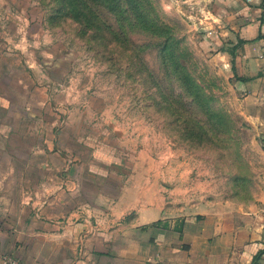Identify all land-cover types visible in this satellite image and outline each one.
Listing matches in <instances>:
<instances>
[{
	"label": "crops",
	"instance_id": "obj_1",
	"mask_svg": "<svg viewBox=\"0 0 264 264\" xmlns=\"http://www.w3.org/2000/svg\"><path fill=\"white\" fill-rule=\"evenodd\" d=\"M0 2V88L26 94L10 98V123L0 113V264H264V0L185 1L206 6L236 132L252 140L247 198L215 206L208 193L195 219L193 157L168 139L162 151L157 129L139 131L132 151L102 124L49 127L57 47L38 2Z\"/></svg>",
	"mask_w": 264,
	"mask_h": 264
},
{
	"label": "rangeland",
	"instance_id": "obj_2",
	"mask_svg": "<svg viewBox=\"0 0 264 264\" xmlns=\"http://www.w3.org/2000/svg\"><path fill=\"white\" fill-rule=\"evenodd\" d=\"M35 1L59 57L52 72L56 101L48 115L50 120L57 116L59 123L49 121V127L102 124L114 135H127L132 151L142 138L139 131L149 129L152 137L157 129L164 139L162 151L168 139L193 157L194 219L202 217L198 205L208 193L215 206L227 196L232 201L233 193L247 198L244 180L252 140L236 132L233 101L224 88L227 79L217 73V48L206 38V6L186 0ZM25 95L21 89L0 88L2 123H10L16 110L10 98ZM20 108L17 114H23ZM71 115L74 123L65 121ZM118 163L123 176V166L132 171L130 155ZM200 168L211 170L210 186L200 184ZM236 173L240 185L220 186Z\"/></svg>",
	"mask_w": 264,
	"mask_h": 264
},
{
	"label": "trees",
	"instance_id": "obj_3",
	"mask_svg": "<svg viewBox=\"0 0 264 264\" xmlns=\"http://www.w3.org/2000/svg\"><path fill=\"white\" fill-rule=\"evenodd\" d=\"M260 255V254H259ZM259 255L257 257H259ZM257 259V258H256Z\"/></svg>",
	"mask_w": 264,
	"mask_h": 264
},
{
	"label": "built area",
	"instance_id": "obj_4",
	"mask_svg": "<svg viewBox=\"0 0 264 264\" xmlns=\"http://www.w3.org/2000/svg\"><path fill=\"white\" fill-rule=\"evenodd\" d=\"M251 1V0H250Z\"/></svg>",
	"mask_w": 264,
	"mask_h": 264
}]
</instances>
